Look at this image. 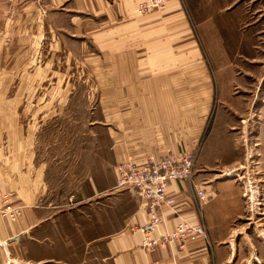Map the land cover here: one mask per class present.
<instances>
[{
    "label": "crops",
    "instance_id": "0c3cea01",
    "mask_svg": "<svg viewBox=\"0 0 264 264\" xmlns=\"http://www.w3.org/2000/svg\"><path fill=\"white\" fill-rule=\"evenodd\" d=\"M139 1L0 0V193L22 210L16 222L0 215V264H264V0H171L146 16L136 12ZM29 17L33 37L47 40L45 65L33 70L29 41L21 36ZM218 72L224 111L208 155L232 152L219 129L234 132L226 109L235 113L231 103H241L237 112L253 115L242 121L247 135L239 149L255 172L218 169L204 151L193 180L170 187L177 213L162 211L165 223L155 236L187 220L203 224L207 238L184 249L146 250L133 229L149 213L128 190L114 192L117 167L196 151L217 97ZM81 87L96 164L81 189L89 195L70 204L50 199L52 161L44 159L40 133ZM246 187L261 210L247 208ZM200 189L209 196L201 208Z\"/></svg>",
    "mask_w": 264,
    "mask_h": 264
},
{
    "label": "rangeland",
    "instance_id": "374dc122",
    "mask_svg": "<svg viewBox=\"0 0 264 264\" xmlns=\"http://www.w3.org/2000/svg\"><path fill=\"white\" fill-rule=\"evenodd\" d=\"M181 1V0H180ZM141 0L138 2V4ZM137 12V10H136ZM138 14V13H137ZM152 14V13H150ZM139 15V14H138ZM149 15V14H148ZM142 16V15H139ZM146 16V15H144ZM187 19V18H186ZM186 19L184 25L186 26ZM189 19V18H188ZM187 19V20H188ZM173 24V22H171ZM25 25H27L26 29L23 31V40L29 41V49L27 51V55L31 60V70L33 68H42L45 65L44 62V51L42 50V43L47 41L44 37L36 39L31 34V28H33L32 18L25 19ZM186 28V27H185ZM43 35V34H41ZM45 36V35H43ZM187 34L183 38V48H185L184 56L188 57V50L186 48L189 47ZM40 44V47L38 45ZM45 50V49H44ZM46 51V50H45ZM36 66V67H35ZM188 66V61H185L184 68L186 69ZM219 73V72H218ZM223 75L218 74L216 76V93L217 97L215 98V102L210 109V113L208 115L207 121L205 122L202 134L200 136L199 147L196 149V153L198 154L197 163L201 154L205 151V161H208L211 165H215L216 168L224 169V165L226 167L231 166V169H240L243 166H248V169L254 168V164L252 163L251 158L248 159V164L246 162V151L239 149L240 139L247 135V131L243 129L246 126L245 122H242L245 119L251 118L253 114L249 112H237L242 107V104L239 103H231L235 107L236 112L231 113L230 107L226 109V119L225 121H229L231 124L228 126L234 127V132L231 134H225L228 131L223 129L220 132L219 140L221 142L226 141L228 144L232 145V152H225L224 150L219 153V158L213 159L211 155H208L210 152L209 144L215 142L214 134L216 130V126H218V113L224 109L220 108V105L217 103L219 99L217 89L219 86L220 93H224V81ZM202 78H200V89H202L203 85L201 84ZM252 81H248L249 85H252ZM196 84H194L195 86ZM255 87V85H254ZM60 99V98H57ZM63 99V98H62ZM245 101L250 100L251 97H244ZM245 102H243L244 104ZM60 102L56 100V108H59ZM252 104V101H248L247 105ZM89 102L87 97L85 96V90L81 87L77 94L72 98L68 107L64 111L63 114L58 116L55 120V124L51 129H43L41 130L40 136L41 140L43 139L41 145V152L44 153V159L52 161L51 171L49 176V185L51 189V197L57 202L62 201H76L78 199H83L85 196L89 195L87 192H82L81 189L85 186V183L88 179L89 170L92 166L96 164L95 162V152H96V144L92 138L91 130L89 128L88 122L90 121L91 115L89 113ZM223 114V113H222ZM225 114V113H224ZM222 115V118L225 115ZM220 118V119H222ZM264 121V118H263ZM217 131V130H216ZM245 131V132H244ZM96 132L93 131V134ZM95 138V136L93 137ZM244 140V139H243ZM236 148V149H234ZM185 150V149H184ZM186 151H189L186 149ZM213 155H215L212 152ZM249 155V154H248ZM253 156V155H251ZM203 160V159H202ZM203 160V161H204ZM232 162V163H231ZM196 163V165H197ZM231 163V164H230ZM254 163V162H253ZM197 167V166H196ZM195 167V169H196ZM254 173V169L252 170ZM252 178V177H251ZM256 177H253L255 180ZM249 180H252L249 178ZM249 190V191H248ZM121 192L114 190V192ZM249 192V193H248ZM260 192L258 193V197ZM244 196L246 206L249 211L256 207V210H261V202L259 199H253V196L250 193L249 187L244 189ZM74 197V198H73ZM71 204V202H70ZM136 228V227H135Z\"/></svg>",
    "mask_w": 264,
    "mask_h": 264
},
{
    "label": "built area",
    "instance_id": "2783aa9c",
    "mask_svg": "<svg viewBox=\"0 0 264 264\" xmlns=\"http://www.w3.org/2000/svg\"><path fill=\"white\" fill-rule=\"evenodd\" d=\"M171 0H141L137 6L139 15L162 11ZM198 154L196 151L183 150L177 155L164 157L149 156L143 164L124 161L117 167V184L115 190H128L141 202V207L148 211L149 221L143 226L133 229L142 234V247L146 250L178 245L184 249L187 243H195L206 239L207 234L203 224H195L183 220L171 231L156 237L159 228L164 225L162 211L170 210L177 213L178 203L174 193L170 191L173 184L190 182L194 178ZM197 206L201 208L209 201L206 191L196 192ZM0 215L16 222L22 217L21 208L11 204V195L1 194ZM158 264V263H153Z\"/></svg>",
    "mask_w": 264,
    "mask_h": 264
},
{
    "label": "bare ground",
    "instance_id": "6f19581e",
    "mask_svg": "<svg viewBox=\"0 0 264 264\" xmlns=\"http://www.w3.org/2000/svg\"><path fill=\"white\" fill-rule=\"evenodd\" d=\"M138 6V5H137ZM136 10H137V8H136Z\"/></svg>",
    "mask_w": 264,
    "mask_h": 264
}]
</instances>
